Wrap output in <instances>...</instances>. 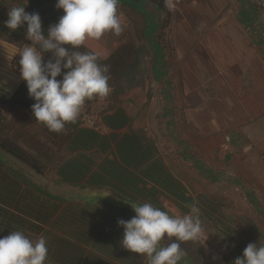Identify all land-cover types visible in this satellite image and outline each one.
<instances>
[{"label":"crops","instance_id":"1","mask_svg":"<svg viewBox=\"0 0 264 264\" xmlns=\"http://www.w3.org/2000/svg\"><path fill=\"white\" fill-rule=\"evenodd\" d=\"M196 1L179 0L169 12L166 39L177 60L167 75L158 80L153 63L142 65L145 78L161 87L151 95L138 90L145 82L138 60L145 18L118 0L123 33L78 49L109 66L115 90L85 102L79 125L67 124L56 138L32 114L20 57L10 59L31 44L26 26L10 31L4 21L11 7L24 5L40 14L47 36L63 10L56 0H0V237L43 234L46 264H147L121 246L117 220L135 215L130 204L149 202L170 215L199 208L202 234L181 244L179 264H233L248 243L264 244V207L255 196L264 191V23L243 26L224 10L225 0H210L200 15H217V24L192 26L187 44L177 47L171 18L191 20ZM236 1L237 13L252 5ZM227 136L230 153L221 149ZM26 155L39 170L21 159Z\"/></svg>","mask_w":264,"mask_h":264},{"label":"clouds","instance_id":"2","mask_svg":"<svg viewBox=\"0 0 264 264\" xmlns=\"http://www.w3.org/2000/svg\"><path fill=\"white\" fill-rule=\"evenodd\" d=\"M178 3L164 0L169 12ZM56 7L63 10V15L49 26L47 36L40 14L27 12L24 5L9 9L4 26L10 31L26 26L25 36L31 44L15 48L10 59L20 57V79L34 101L31 111L35 120L59 134L67 124L77 121L86 101L107 98L112 91L109 66L102 65L96 53L78 49L87 40H100L109 32L120 36L124 27L118 0H56ZM45 53L51 54L47 60ZM130 206L135 215L117 220V226L123 229L120 244L146 258L147 264H179L185 254L181 244L195 241L202 234L195 204L183 216L170 215L149 202ZM48 255L43 234L31 239L16 230L0 237V264H46ZM233 264H264V244L248 243Z\"/></svg>","mask_w":264,"mask_h":264},{"label":"rangeland","instance_id":"3","mask_svg":"<svg viewBox=\"0 0 264 264\" xmlns=\"http://www.w3.org/2000/svg\"><path fill=\"white\" fill-rule=\"evenodd\" d=\"M226 5H224V10L230 13L231 17H234L236 19H240L243 21V26L246 25L248 27H252L253 23L252 21L256 22L257 24H263L264 20L260 13L255 12L250 6H247L246 8H240V13L236 12V0H225ZM122 4H124V10L126 11L128 6L133 5L137 9V11L144 16L145 26H144V32L142 34V40L140 42V52L138 53V57L140 60V69L143 73V77L145 82L138 84V90L142 92H148L151 93V95H156L160 92L161 87L157 85V83H153L151 78H145L146 69L142 67L143 64L146 66L153 63V72L154 77L158 80H162L164 76L167 75V72L169 70V66L171 64H174L177 60V54L175 52V55H172L171 50L168 46V41L166 37L168 38V34H166V30L168 28H164V20L166 18V14L163 13L162 9L158 7L157 5L147 1V0H119ZM205 5H210V0H198L194 3L193 7L196 9L193 18L191 20H188L186 17L183 16L182 19H179L178 17H172L171 18V25L173 26V29L171 33L173 34L174 38L177 40V47L183 43V46L187 44L188 41L185 39L187 38L188 33H190V29L192 26H195L197 28H212L217 24L216 16H203L200 15L201 12H206ZM199 10V11H198ZM224 20V15L220 16L218 19V22ZM165 37V39H164ZM165 42H164V40ZM185 40V41H184ZM259 45V42H256ZM166 45V46H165ZM182 47V45L180 46ZM261 49L264 51V44H261ZM174 53V52H173ZM115 54V52L113 53ZM264 54V53H263ZM112 55L107 54L105 57L109 58ZM112 91L115 90V87L111 85ZM157 106V103H156ZM26 182V181H25ZM28 185L29 183L26 182ZM255 192L257 194L255 195L257 197V201L259 203L258 207L262 205L264 207V191L260 189H255ZM49 195V194H48ZM75 199H77L75 197ZM93 202V199H88V203ZM253 213H256L257 211H252ZM260 215H264L263 212H260L258 210ZM258 223H256L257 225ZM253 226L255 224H252ZM251 225V226H252ZM256 228V227H255Z\"/></svg>","mask_w":264,"mask_h":264},{"label":"trees","instance_id":"4","mask_svg":"<svg viewBox=\"0 0 264 264\" xmlns=\"http://www.w3.org/2000/svg\"><path fill=\"white\" fill-rule=\"evenodd\" d=\"M32 1H34V2H36V3H41V4H45V2H41V1H39V0H32ZM149 2H151V3H153V4H155V5H157L158 7H160L161 9H162V11H163V13L164 14H166V18H165V20H164V24H163V26H164V28H168L169 27V24H170V18H169V11H168V9L164 6V0H149ZM124 5V4H123ZM251 8L255 11V12H258L259 13V11L257 10V8H256V6L253 4V2H252V5H251ZM139 60V59H138ZM140 61V60H139ZM112 86H114L113 84H112ZM92 102V100H89V101H86V103L89 105L90 103ZM69 126H70V124H68ZM67 125V126H68ZM79 125V122L78 121H76L75 123H74V126L75 127H77ZM48 131V133L50 134V135H53L54 137H56V138H59V137H61L62 136V133H59V134H57V133H55V132H49V130H47ZM71 131V130H70ZM56 135H58V136H56ZM60 141V140H59ZM58 148L60 149L61 148V145H58ZM21 159H24L25 160V162H26V164L28 165V166H30V167H32V168H36V166H37V163H35L34 162V158L32 157V156H30V155H26L25 156V158H21ZM37 169L39 170V166H37Z\"/></svg>","mask_w":264,"mask_h":264},{"label":"built area","instance_id":"5","mask_svg":"<svg viewBox=\"0 0 264 264\" xmlns=\"http://www.w3.org/2000/svg\"><path fill=\"white\" fill-rule=\"evenodd\" d=\"M252 2L256 6L257 10L259 11V13L261 14L264 20V0H252ZM225 140L226 143L221 147V149L224 153H230L231 152L230 143L232 139L230 136H227Z\"/></svg>","mask_w":264,"mask_h":264},{"label":"water","instance_id":"6","mask_svg":"<svg viewBox=\"0 0 264 264\" xmlns=\"http://www.w3.org/2000/svg\"><path fill=\"white\" fill-rule=\"evenodd\" d=\"M39 1H41V2H51L53 0H39Z\"/></svg>","mask_w":264,"mask_h":264}]
</instances>
